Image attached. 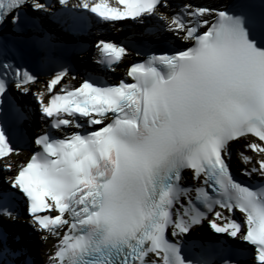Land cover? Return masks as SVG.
I'll use <instances>...</instances> for the list:
<instances>
[{"label":"snow or ice","instance_id":"snow-or-ice-1","mask_svg":"<svg viewBox=\"0 0 264 264\" xmlns=\"http://www.w3.org/2000/svg\"><path fill=\"white\" fill-rule=\"evenodd\" d=\"M61 3L55 13L43 0H0V168L11 176L0 187V264H35L5 226L24 222L25 202L37 230L58 241L48 264H264V0ZM44 13L67 36L133 21L179 47L130 63V82L86 74L69 87L61 64L37 94L27 62L58 63L67 47L44 26ZM154 36L145 31L141 43ZM95 47L97 64L112 72L130 54L110 40ZM33 95L48 127L17 166L22 126L33 119L19 96ZM238 144L250 165L242 174L261 178L253 185L232 174ZM236 211L243 221L225 215ZM206 223L232 243L189 239Z\"/></svg>","mask_w":264,"mask_h":264},{"label":"bare ground","instance_id":"bare-ground-1","mask_svg":"<svg viewBox=\"0 0 264 264\" xmlns=\"http://www.w3.org/2000/svg\"><path fill=\"white\" fill-rule=\"evenodd\" d=\"M56 31H58V30H56ZM40 86V85H39ZM39 89H40V87H39ZM33 107L35 108V105L33 104ZM31 114H33L34 116H37V115H39L40 114V112H39V110H34V109H32L31 110ZM239 149V148H238ZM21 155H19V156H22L24 153H25V150L24 149H22L21 151ZM19 156H17V157H19ZM234 159H236L237 160V157L236 156H234ZM236 165V167H238V165L237 164H235ZM34 232H33V234H37L38 233V231L34 228ZM36 241H38V237L36 236ZM49 245H48V248H47V250H46V252H45V250H43L42 252H40L39 250H37V249H35V250H33V251H31L32 252V258H33V260H35L36 261V259L40 256V255H44V256H46V262L47 261H49V254H50V251H51V253L53 252V250L54 249H52L53 248V246H52V243L51 242H49L48 243ZM38 251V252H37ZM46 253V254H45ZM35 258V259H34Z\"/></svg>","mask_w":264,"mask_h":264},{"label":"rangeland","instance_id":"rangeland-1","mask_svg":"<svg viewBox=\"0 0 264 264\" xmlns=\"http://www.w3.org/2000/svg\"><path fill=\"white\" fill-rule=\"evenodd\" d=\"M193 233H195V230L193 231Z\"/></svg>","mask_w":264,"mask_h":264}]
</instances>
